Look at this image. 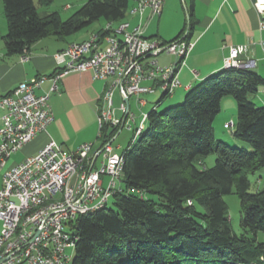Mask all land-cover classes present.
<instances>
[{
    "label": "trees",
    "instance_id": "trees-1",
    "mask_svg": "<svg viewBox=\"0 0 264 264\" xmlns=\"http://www.w3.org/2000/svg\"><path fill=\"white\" fill-rule=\"evenodd\" d=\"M0 1L8 27L3 39L13 56L24 55L41 39H65L100 20L120 23L132 0H88L66 20L58 12L40 16L33 0ZM191 17L175 39L187 30L191 39ZM263 84L250 68H224L191 87L181 104L150 111L147 129L122 153L123 192L111 199L112 206L72 222L77 237L72 264H264L259 240L264 187L250 192V175L264 168V107L248 99ZM225 97L237 102L233 136L249 149L215 137ZM119 131L120 126L105 125L102 146ZM211 154L214 165L200 168ZM234 189L241 201L240 235L232 229L224 200Z\"/></svg>",
    "mask_w": 264,
    "mask_h": 264
},
{
    "label": "built area",
    "instance_id": "built-area-1",
    "mask_svg": "<svg viewBox=\"0 0 264 264\" xmlns=\"http://www.w3.org/2000/svg\"><path fill=\"white\" fill-rule=\"evenodd\" d=\"M253 1L263 30L264 0ZM164 2L137 0L130 13L159 16ZM105 32L106 47L100 45L99 36L93 35L56 54L57 63L63 67L50 78L48 93L36 94L48 79L42 75L0 95V264H72L74 255L70 250L75 251L77 243L72 222L80 215L105 208L117 193L123 192L125 159L113 146L118 134L112 143L97 149L93 143H85L75 151L50 139L35 155L9 165L14 154L47 132L54 121L49 98L59 90L58 81L63 76L91 72L94 78L106 80L104 105L98 113V138L105 125L120 126V130L134 133L132 143L144 130L148 114H142L140 125L134 129L135 115L130 110L126 115V101L136 97L137 103L144 105L142 95L159 91L170 97L182 86L180 70L195 45L186 39L188 30L178 39L164 41L145 37L141 25L131 28L124 20L115 27L107 24ZM259 45L264 53V39ZM248 53L249 45L230 46L224 68L255 66L256 61ZM161 55L173 56V63L160 64ZM115 92L122 98L123 118L117 117ZM226 125L233 130L235 124L229 121ZM129 191L141 194L139 190Z\"/></svg>",
    "mask_w": 264,
    "mask_h": 264
},
{
    "label": "crops",
    "instance_id": "crops-1",
    "mask_svg": "<svg viewBox=\"0 0 264 264\" xmlns=\"http://www.w3.org/2000/svg\"><path fill=\"white\" fill-rule=\"evenodd\" d=\"M137 0L131 1L130 9L136 6ZM172 0H165L161 15L150 17L146 12L143 16L131 14L130 9L126 20L130 27L141 25L144 28V36L148 38H159L164 41H171L177 38L184 30L189 21V14L192 15L193 30L191 39L195 45L180 70L182 86L170 96V104L180 102L187 92L196 83L224 69V57L228 55L230 46L249 45L248 56L256 61V65L250 69L264 78V53L259 42L264 39V29L260 28V15L254 6L253 0H182L185 4V18L176 25V28L169 27L167 21ZM189 3V7L188 4ZM67 8L70 4L66 5ZM4 13L3 2H0V95H6L14 90L21 82L31 80L38 76H47L41 88L36 90L37 95L48 93L52 86L51 77L54 76L63 65L56 61V54L66 49L70 44L83 42L91 36H99V43L102 47L107 46L103 33L107 26L106 21L98 29L83 30L65 39L56 36L47 37L34 43L24 55L8 56L4 36L7 33V20L2 18ZM156 23V27H155ZM113 23L112 26H117ZM88 28V29H89ZM174 29V30H173ZM171 30H173L171 32ZM244 58V57H243ZM158 61L162 65L171 64L174 57L161 55ZM197 75V76H196ZM59 90L51 93L49 104L54 114V121L49 125L47 132L37 136L22 150L18 162L26 157L39 152L50 139L55 140L68 151H75L85 143H93L95 149L102 144L99 143L98 113L103 108V96L107 87L106 80L94 78L91 72H72L66 74L58 81ZM116 93V92H115ZM153 94L142 95L140 98L145 101L140 108V117L135 115L134 126L141 122L142 114L149 113L153 109L159 110L164 105L162 94L159 98ZM254 98L259 102L257 106L264 107V88L257 92ZM130 99V111L131 100ZM232 101L225 98L221 102L222 111L214 122L215 137L218 140L232 141L235 145H242L233 136V130L227 127V122H236L237 118H229L223 115L224 108L233 106ZM143 109H146L144 111ZM132 113V112H131ZM3 111L0 110V119ZM124 116H122L123 118ZM139 122H137V120ZM137 128V127H136ZM118 149V147H116ZM107 182V178H104Z\"/></svg>",
    "mask_w": 264,
    "mask_h": 264
},
{
    "label": "rangeland",
    "instance_id": "rangeland-1",
    "mask_svg": "<svg viewBox=\"0 0 264 264\" xmlns=\"http://www.w3.org/2000/svg\"><path fill=\"white\" fill-rule=\"evenodd\" d=\"M34 4L37 8V11L39 13L40 16H45L47 14L53 13V12H58L63 20L68 19L73 13H75L78 9H80L88 0H55L51 5L49 6H41L39 4V0H33ZM1 2V1H0ZM173 3L171 6V9L169 11V15H168V23L170 24L169 27H174V29L176 28V25L178 23H180L181 21H184L183 19L185 18V8L184 5L182 3V0H172ZM70 4V7L67 8L66 5ZM189 7V3L187 4ZM129 13V12H128ZM2 18H5L4 14L2 15ZM102 24H104L103 20H100L98 22H96L95 24L92 25V29L89 28L87 30H96L98 29ZM155 27H156V23H155ZM173 29V30H174ZM171 30V32L173 31ZM264 88V84L261 85L259 87V90ZM258 90V91H259ZM256 94H251L249 95L248 99L249 101L253 102L254 104L259 105L257 98H254L256 96ZM154 97L157 99L160 97V93H157L154 95ZM185 98V96H184ZM184 98L180 101V102H173V104H170L171 102L169 101L170 98L167 97L165 99V103L164 105L159 107V111H163L166 108L181 104L184 101ZM229 99L231 100L233 103V106L226 107L224 108L223 111V115H228V117L231 119L233 117L237 118L238 116V107H237V102L233 97H225V100ZM122 104V98L119 94V92L115 93L114 96V107L117 111V117L118 118H122L123 113L120 111V107ZM138 104L136 103L135 99L132 98L131 100V112L135 115H137V117H140V108L137 106ZM144 111H146V109H143ZM140 119L137 120V122H139ZM140 125V122L134 126V129L136 127H138ZM148 127V123H146L145 125V130ZM117 138L113 141V146L115 147V151L118 154H122L124 152V150L130 145V143L132 142V139L134 137V133L132 131H129L125 128L121 129L120 132L117 133ZM225 140H220L232 147H236V148H240V149H249L248 146L246 144H242L240 146L235 145L232 141H226V137L223 138ZM111 141V140H110ZM103 142L102 139L99 140V143L101 144ZM118 147V149L116 148ZM21 153H16L11 157V160H9V165L10 163L12 164L13 162H18V160L20 159V155ZM215 159H216V155L215 154H211L207 157H205L203 159V163L199 165L200 168H204V167H212L215 163ZM250 180L252 182L251 185V189L250 192L254 193L257 192L259 189H262L264 187V168L257 171L254 174L250 175ZM224 200L227 203V207H228V215H229V219H230V224L232 226L233 231L237 234L240 235L243 233L242 228H241V201L238 197V195L236 194L235 189L233 190V192L231 194H228L226 196H224ZM113 201L111 200L109 202V206H112ZM1 226V224H0ZM66 231L71 233V231L69 230V228H66ZM259 240L264 241V233H259ZM70 253L72 255L75 254V251H71Z\"/></svg>",
    "mask_w": 264,
    "mask_h": 264
},
{
    "label": "water",
    "instance_id": "water-1",
    "mask_svg": "<svg viewBox=\"0 0 264 264\" xmlns=\"http://www.w3.org/2000/svg\"><path fill=\"white\" fill-rule=\"evenodd\" d=\"M126 105H127V112H126V115H127L129 110H130V101L129 100L126 101ZM122 127H123V125H122ZM110 143H112V142H110Z\"/></svg>",
    "mask_w": 264,
    "mask_h": 264
}]
</instances>
